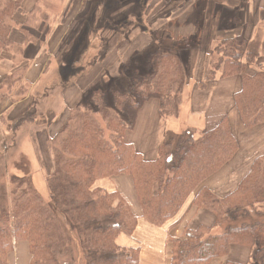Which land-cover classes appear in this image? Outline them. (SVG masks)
I'll return each instance as SVG.
<instances>
[{"label": "trees", "instance_id": "trees-1", "mask_svg": "<svg viewBox=\"0 0 264 264\" xmlns=\"http://www.w3.org/2000/svg\"><path fill=\"white\" fill-rule=\"evenodd\" d=\"M23 1L0 0V62L14 46L33 44L28 33L24 46L11 39ZM226 13L224 17H231ZM47 19L48 14L36 6L25 25L37 30ZM165 37L164 40L171 38L169 33ZM167 47L163 45L151 54L148 71L137 69L128 86H120L117 81L103 84V90L92 92V100L81 101L70 112L52 139L50 200L36 188L30 160L23 156L14 162L19 174L0 185V264H8L9 255L20 241L30 245V264H64L61 260L65 258H69L66 264H77V240L85 264H139V249L117 243L121 235L135 233L139 219L120 193L108 192L96 187V183L130 176L143 219L163 227L178 215L205 180L233 160L239 143L228 119L200 136L195 129L180 134L164 131L154 161L145 159L127 142L126 135L135 127L147 102H159L165 121L180 115L189 71L184 56L188 54L176 45ZM13 54L15 71L5 78L1 88L20 83L29 68L17 63L19 54ZM263 58L264 38L260 32L251 40L243 36L222 40L210 54L209 78L200 83L205 88L221 71L223 78L241 77L243 88L235 102L247 129L264 125ZM251 67L255 68L252 74ZM34 115L35 111L27 109L18 123L26 118L34 120ZM195 206L211 211L216 217L215 225L186 230L182 239L169 238V264H212L229 257L234 246L250 249L247 264H264V155L254 161L233 193L221 198L203 188ZM224 224L221 234L212 233Z\"/></svg>", "mask_w": 264, "mask_h": 264}, {"label": "crops", "instance_id": "crops-1", "mask_svg": "<svg viewBox=\"0 0 264 264\" xmlns=\"http://www.w3.org/2000/svg\"><path fill=\"white\" fill-rule=\"evenodd\" d=\"M63 1L64 3L54 0V2H46L42 5L40 0H24L16 15L18 26L13 29L11 39L15 44L23 46L26 42L25 33H30L27 30L36 31L25 25L28 14L36 6L47 14L51 8L50 4L56 6L57 10L63 7L62 17L51 18L48 14V21L44 22L45 24H42L38 30L40 34L46 36L47 44L54 43V52H46L45 48L39 47L41 50L34 55L30 54L33 50L31 48L35 47L34 44L25 48L27 53L25 62L29 57L34 61L26 78L30 83L31 81L40 82L43 74L41 70L43 65H39L41 59L51 60L57 57L60 43L69 36L70 28L77 22L78 11L85 8V0ZM232 10L237 11L236 18L224 17L226 12ZM52 19L53 22H51ZM235 21L236 24L233 27L232 24ZM52 23H55L53 30ZM167 23V32L171 38L176 42L179 40L186 42V47L183 49L188 51L186 53L189 63L188 81L183 93L181 112L178 118H174L182 123L172 125L170 131L180 134L183 128L195 129L197 136H200L204 132L215 129L224 119H228L239 143V151L222 170L205 180L187 200L178 215L163 227H155L143 219V211L137 198L134 181L130 176L120 175L103 179L99 182V186L96 185L108 192L120 193L139 219L135 233L132 236L121 235L117 241L121 247L140 250L139 264H169L171 257L169 238L182 239L186 230H196L201 226L213 228L216 221L215 215L211 211L195 206L198 192L203 188H208L221 198L228 196L249 174L254 161L264 155V125L247 129L237 110L235 96L243 88L242 78L239 76L223 78L221 71L215 80L206 84L204 91L200 84L205 80L208 72L210 54L220 41L236 36H243L248 40L256 37L259 27L264 24V0H194L179 8L178 14L172 16ZM12 60L13 56L4 54L3 61L0 63V88L5 78L15 71ZM82 98L78 96V93L71 97L67 96V102L64 103L65 110L58 112L59 114L56 113L58 117L56 120L59 119V122L55 121L52 126L64 122L68 116L67 112L77 106ZM17 105L19 108L15 113H23L29 107L26 100ZM15 106L11 98H5L0 104V116H5ZM63 114L66 116L64 119L61 118ZM168 123L161 116L159 102L149 101L139 112L135 127L127 133L126 140L133 144L145 159L154 161L158 158V149L162 140L160 138L163 131L167 130ZM52 128L44 130L51 139L55 136L51 132ZM31 258L29 243L20 241L15 244L14 252L9 255L8 264H30ZM249 259L250 249L234 246L229 257L215 260L212 264H225L227 261L247 264Z\"/></svg>", "mask_w": 264, "mask_h": 264}, {"label": "rangeland", "instance_id": "rangeland-1", "mask_svg": "<svg viewBox=\"0 0 264 264\" xmlns=\"http://www.w3.org/2000/svg\"><path fill=\"white\" fill-rule=\"evenodd\" d=\"M60 1L64 3L63 0ZM192 1L194 0H85V8L77 13L76 24L70 28L69 36L60 43L58 55L55 53L57 57L51 60L41 59L39 65H43L41 68L43 74L40 82L30 83L26 79L34 62L30 57L25 62L27 53L24 50L27 46L24 48L14 46L11 52L5 53L11 56H14L13 53L19 54L17 63L21 66L27 65L29 68L25 76L22 75L23 79L20 83L13 85L8 83L4 88H0V104L5 98H11L12 103L16 105L11 112L3 117L0 116V185L8 183L11 175L19 174L14 168V162L26 156L32 164L36 188L44 199L50 200L49 176L54 171L53 138H49L44 130L52 128L55 121L59 120H56L58 118L56 113L65 110L64 103L67 102V96L71 97L78 93L79 97H83L81 101L85 103L92 100L94 90H103V84L108 82L117 81V84L126 87L137 69L142 73L148 71L147 62L150 55L161 46L168 48L167 46L176 45L179 49L185 48L186 42L182 40L176 42L164 38L168 34L169 19L178 14L179 8ZM40 2L43 5L54 0H40ZM50 7L48 14L51 18L62 17L63 7H60V10L51 4ZM227 13L232 18L237 16L236 10ZM54 24L52 23V30L55 28ZM235 24L236 21L232 26L234 27ZM259 29L257 33L260 32L264 38V24ZM38 30H27L32 35V43L35 46L31 48L33 50L30 54L35 55L43 48L47 50L46 52H54V43L47 44L46 36L40 34ZM22 50L24 53L20 52ZM186 51L187 49L184 50L185 54ZM30 54L28 52V55ZM215 62L216 60L214 64ZM261 63L264 69V59ZM210 69L209 66L208 72ZM253 69L255 68L251 67L249 73H254ZM208 78L206 74L204 79ZM202 90L204 91L203 87ZM25 100L29 104L27 109L35 111L36 121L26 118V121L23 120L19 124L27 109L23 113H15V111L19 108L17 103ZM72 110L70 109L66 115H70ZM65 117L63 114L61 118ZM167 122H169L167 131L172 129V125L182 123L174 118ZM62 124L63 122L57 124L58 127L54 126L51 130L52 134L56 135ZM186 129L183 128L180 133L187 131ZM100 181L96 185L99 186ZM224 228L225 224L214 229L212 233L221 234ZM75 258L77 264H85L78 240L75 241ZM61 261H65L66 264L69 258Z\"/></svg>", "mask_w": 264, "mask_h": 264}]
</instances>
